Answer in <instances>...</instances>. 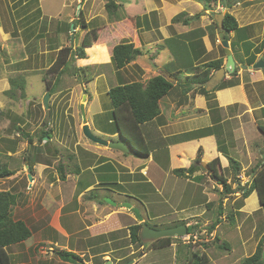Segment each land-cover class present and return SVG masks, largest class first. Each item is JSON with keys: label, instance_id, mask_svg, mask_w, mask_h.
<instances>
[{"label": "rangeland", "instance_id": "374dc122", "mask_svg": "<svg viewBox=\"0 0 264 264\" xmlns=\"http://www.w3.org/2000/svg\"><path fill=\"white\" fill-rule=\"evenodd\" d=\"M103 1L105 5L109 0H93L91 8L93 7L94 18L89 21L88 28L106 25L107 28H111L117 21V17L125 15V9H129L127 13L137 19L142 13L141 10L147 9L143 3L144 0H113L117 5L120 4V7L116 16L110 17L104 10V6L102 7ZM258 1L261 3L264 0ZM129 2L132 3L127 6ZM252 3L254 8L258 9L257 0H253ZM243 6L244 4L241 3L239 8ZM4 7L8 8V0H0V9L2 8L0 10L2 15H0L3 22ZM46 7L48 5H45ZM73 9L75 10V7ZM165 16L167 18V15ZM85 20L83 15L82 21ZM138 21H142V18ZM154 21L155 17L152 18L153 23ZM5 23L9 27L8 20ZM116 27L119 30L104 33L107 34L105 46L109 48L128 35L121 21ZM71 32V25L65 27L64 47L71 48L76 44L79 46L85 33L79 30L73 34L72 39L68 34ZM241 32L242 30H237L235 34ZM52 36L53 34L50 33L45 36L44 41L35 40L27 45L26 59H21L25 55L24 47L23 51L17 46L10 47V56H7L4 54L5 49H1L3 45L0 43V79L11 77L9 79H13L15 86L19 88L17 94L22 93L24 96V98L10 99L0 93V110L5 113V116L0 117V166L7 167L12 173L11 176L0 179V192L8 191L15 196L16 202L10 207L11 215L14 220L24 221L31 230L29 239L7 248L11 262L13 264H105L106 262L109 264H198L197 260L190 258L189 245L182 244L183 238L186 237L172 238L171 244L174 246L157 248L147 258L138 262L139 254L148 252L151 242H143L142 246L131 245L127 228L137 222L135 217L124 208L104 204L103 200L106 198L118 204L122 201L121 191L125 195L131 191L140 193L139 190L145 191L146 187L148 188L146 191L149 190L148 194L153 195L145 202V208L152 217L146 221L149 227L164 229L163 227L171 226L170 222L180 218L181 215L175 214L173 209H168L169 205L165 203L169 202H164L163 196L154 194L155 174L152 185L129 184V180L126 179L131 178L132 181H136L141 178L140 175L135 169L132 175H129L128 170L118 165V161L126 157L122 152L111 151L88 141L83 136L80 111V106L84 103L86 119L90 124L92 135L105 141H123L118 133L117 136L114 135V138L108 135L115 133L116 129L111 117V101L107 91L111 87L125 83L123 81L131 80L124 79L123 72L115 69L111 59L99 49L101 47H89L86 49L88 59L85 63L80 65L76 60L73 63L70 61L65 68L72 64L71 68L66 69L60 75L58 83H55L54 75H46L49 63L55 57L52 50L55 49L57 41L54 42ZM162 44L159 47L161 52L159 58L164 61V66H167L168 63L172 64L169 60L171 53ZM147 49H144L145 53L148 52L143 62L148 63L151 71L156 72L150 64L153 57L154 60L157 59L156 49L153 46ZM20 66L23 68H17ZM17 70L20 73H15ZM193 72L189 68L179 72V76L192 75ZM120 73L123 79H120ZM183 77L166 97L174 95L173 98H181L184 91L191 87L186 86ZM43 78L50 81V88H46ZM131 79L134 81L133 78ZM86 80L89 81L86 82ZM48 90L53 91L48 99L50 117L48 125L43 126L45 110L42 100L49 93ZM83 96H85L84 101ZM165 98L160 100V106L166 102ZM161 109L164 110L163 107ZM18 131L20 133H17ZM46 131L48 136L44 138L50 137V139L39 142V136ZM212 132L215 133L213 129L206 128V131H200L194 135L199 137ZM22 133H28L31 136L32 145H29L28 140L22 137ZM154 145L163 146L159 139L149 144L150 147ZM32 146H38V148L33 155L35 165L28 173L25 153L31 151ZM109 150L115 152L113 160L106 154ZM130 155L135 157L133 153ZM262 161L259 160L254 166L258 167ZM59 165H62L61 172L65 176L64 180L60 179ZM95 166L97 169H90ZM28 175L31 176L30 182ZM94 176L99 185H94ZM88 185H94V187L81 193ZM205 199V196H201L198 200L200 206L196 212L205 210ZM184 204L185 201L182 205ZM170 205L176 207V202L172 201ZM140 208L144 211L143 207ZM221 211L218 208H212L204 217L207 216L214 223ZM228 211L230 212L231 209ZM110 215L113 216L106 224L98 225L104 223L102 220ZM260 216L262 217L261 212ZM229 219L231 220L224 222L216 232L218 242L206 240L201 236L193 240L195 241L193 250H198V254H203L207 259L210 257L207 264H240L245 257L254 252L256 247L254 243L257 245L261 236L264 235V219L259 220L251 233L249 228L252 227V218H240L241 235L235 234L238 216L231 215ZM232 228L233 231H231ZM188 233L193 234V228H189ZM241 236L245 238L242 239ZM222 243L227 244V249L221 247ZM60 251L73 253L77 258L79 257L80 261H65L57 254Z\"/></svg>", "mask_w": 264, "mask_h": 264}, {"label": "crops", "instance_id": "0c3cea01", "mask_svg": "<svg viewBox=\"0 0 264 264\" xmlns=\"http://www.w3.org/2000/svg\"><path fill=\"white\" fill-rule=\"evenodd\" d=\"M252 1H239L235 5H230L226 11L235 18L238 28L242 30L239 34H235L234 31L230 32L226 40L228 42L227 49L235 64L234 72L226 74L222 81L210 90H207L205 85L208 79L203 86L198 85L186 89L181 98H173L174 95L171 97L165 96L166 98H164L167 100L163 106H160L159 102L160 116L140 126L147 145V156L133 157L130 155L133 151L128 146L129 153H123L126 157L118 161L120 167L128 170L127 174L132 175L133 169H135L140 175L141 178L136 181H132L131 178L126 179L129 180L131 185H152L154 183L153 175H156L154 194L159 197L163 196V201L169 202L165 203L169 205L168 209H173L175 214L181 215L180 218L171 221L170 224L184 221L186 227H194L193 234L188 235L182 242L183 245L191 244L192 248L195 244L193 240L197 239L198 236L206 240H213L221 225L231 220L229 219L231 215L238 216V224L235 226L236 235H241L242 231L240 218H252V227L249 228L251 233L254 227L258 225L259 220L264 219V208L259 203L256 191L253 190L246 198H241L242 193L251 186L253 173L264 165V69L249 70L247 66L253 64L248 65L246 63L247 58L255 56V64L264 55V1L259 3L257 0L258 9L254 8ZM131 3L129 2L126 5L129 6ZM143 3L147 9L141 10L142 13L138 17V19L142 18V21H138L135 16L131 17L127 13L129 9H125L126 17L134 18L136 21L134 33H130V28L121 22L126 27L125 31L128 32V35H126V38L120 39L119 43L128 40L143 52L142 56L119 70V72H123L125 80H131H122L123 82L139 81L143 83L148 78L162 73L170 77L162 69L165 63L159 58L161 55L159 47L163 43L164 48H167L166 41H170L178 35H185L197 30H201V34H192L193 36L191 35L192 37L185 41L189 47V50L186 49L191 53L189 55V67H201L215 60H222L220 68L224 67L227 54L222 46V38L218 27L214 28L213 26V15L223 10L220 1L216 5L211 3L210 9L207 10H204V4L198 0H144ZM241 3L244 4L243 8H239ZM92 4L93 0H8V8H3L4 15L2 17L4 22L1 21L2 14L0 11V43L3 45L1 49H5L4 54L8 56L10 47L15 48L17 46L23 51V47L25 49L27 45L35 40L44 41L45 36L51 33V35L53 34L52 39L57 42L55 49L52 50L55 57L49 63L50 67L56 58L57 52L64 47L65 27L71 25L72 32L68 34L72 39L75 32L85 31L79 25L80 20L77 21L76 15L81 10L82 19L84 15L86 18L84 23L87 25L94 18ZM45 5H48V7L45 8ZM260 6L261 8H259ZM73 7H75V10ZM182 13L185 14L182 20H187V22L174 23L173 18ZM165 15H167V18ZM153 17H155L154 23L152 22ZM6 20H8L9 27L5 23ZM118 22H114L111 28H107V25L101 27L98 39L104 41L90 47H101L99 49L110 58V48L107 45L105 46L107 34L104 33L117 31L118 27L116 25H118ZM86 27L88 28V25ZM246 42H250L252 45L247 46ZM174 45L178 46L180 44L174 42ZM151 46L156 49L157 59L154 60L153 57L150 64L152 68L156 69V72L151 71L148 63L143 62L148 52L145 53L144 49ZM75 47H77V44L73 45V48ZM87 48H85L86 59L76 60L80 65H83L82 63H85L88 59ZM24 51L25 55L21 59L27 57L26 49ZM168 51L170 50L168 49ZM169 60L172 61V54L169 56ZM215 71L210 72L209 78ZM15 73L20 72L17 70ZM121 73L119 77L123 79ZM9 78L0 79V93H4L10 88ZM172 83L176 84L175 79ZM88 125L90 128L89 123ZM206 128L213 129L215 133L199 135V137L194 135L200 131H206ZM156 132L158 134L157 138ZM108 135L114 138L118 134L115 132ZM156 139H159L163 146L156 147L154 145L150 147L149 144L156 142ZM111 151L109 150L106 154L113 160L115 152ZM259 160L263 161L258 167L254 166ZM234 162L237 163L239 168L236 174L233 173ZM200 163L207 166L208 169H203ZM210 163H213L215 168L219 167L229 191L227 189L223 190L221 185L209 177L208 174L212 172L209 168ZM192 167L195 168L192 169ZM190 168L191 170L188 172ZM90 169L95 170L97 167ZM178 169L184 170V175L176 176L173 173L174 170ZM94 179V185H99L96 176H94ZM94 185L86 186L81 193L94 187ZM147 189L145 187V191L139 190L141 194L135 191H131L126 195L122 191L120 193V199L122 200L120 202H128L140 210V215H142L145 222L152 219L148 214V209L145 208L146 200L153 196L148 194L149 190L146 191ZM201 196L206 197L204 201L205 210L196 212L198 206H200L198 200ZM239 199H241L240 204L238 203ZM172 201L176 202V207L170 205ZM183 201H185L184 205H182ZM148 205L150 206V202ZM220 206L222 211L218 213L215 227L211 229L209 227L213 222L207 216H204L212 208L219 209ZM140 207H143L144 211ZM228 209H231V214ZM112 216L106 217L102 220L104 223L98 225L103 226ZM131 220L133 221V219ZM231 231H233V228ZM127 233L129 237L128 229ZM241 238L244 239L245 237L241 236ZM171 246L174 245L171 244ZM254 246H256L255 243ZM153 250L155 249L139 254L140 259L138 262L147 258ZM181 254L183 255V252Z\"/></svg>", "mask_w": 264, "mask_h": 264}, {"label": "trees", "instance_id": "16d2710c", "mask_svg": "<svg viewBox=\"0 0 264 264\" xmlns=\"http://www.w3.org/2000/svg\"><path fill=\"white\" fill-rule=\"evenodd\" d=\"M204 4V10L210 9V4L216 5L220 0H198ZM120 5L116 4L113 0H109L104 5V10L106 13L112 17L116 16L118 13V8ZM230 7V5H228ZM185 14H179L173 18V22H181L185 23L187 20H182ZM82 19V12L81 10L78 12L77 21L80 20V24L84 29L85 33L81 39L80 45L76 48H69L63 47L61 48L56 55V58L52 65L46 70V75H54L55 83L59 81L60 75L63 72L71 68L72 64L65 68V66L70 64V61L73 63L74 60H82L86 59L85 48L97 45L102 42V39H98L100 35L101 27H92L87 28L86 24H84ZM117 21H121L125 24L128 28H130V33H134L136 28V21L134 18H127L125 15L117 17ZM214 28L217 27V24L213 20ZM223 28H224V40H227L228 35L230 32H236L237 29L240 30L237 26L235 18L231 16L229 13H226L223 18ZM201 30H197L185 35H178L172 38L170 41H166L167 48L170 50L172 54V61L164 66V70L167 71V74L175 79L176 84H179L182 77L179 76V72H184L186 69H192V75H185L183 79L185 80V84L187 87H194L201 85L203 86L204 83L209 79L210 72L212 70H217L220 68L222 64V60H215L208 62L201 67H189L188 62H190V52L188 51L189 47L186 45V40L192 37V34H201ZM192 35V36H191ZM174 42L180 44L178 46L174 45ZM247 46L252 45L250 42L245 43ZM181 46V47H180ZM188 50H187V49ZM143 52L139 48H136L134 44L130 41L123 40L120 43L114 45L110 48V59L115 67L116 70L123 69L126 65L130 62L136 60L138 57L142 56ZM185 59V60H181ZM181 60L180 62H178ZM255 56H251L246 59V63L254 64ZM187 64V65H186ZM80 69V68H76ZM178 74V75H177ZM44 79L45 85L47 88H50V81ZM89 80H86L88 82ZM10 88L5 91L3 94L10 98L15 99L17 97L24 98L23 94L21 95L18 93L17 88L15 86V81L13 79L9 80ZM175 84V85H176ZM174 88V84L172 82L167 81L163 76L157 75L150 77L145 82H131V83H123L111 87L108 90V96L111 101V117L112 121L115 125L116 133L119 134V137L126 143L129 144L133 154L137 157H145L148 154L147 145L144 141L142 131L140 126L151 122L158 116H160V107L159 102L162 100L169 92ZM49 94L53 93L52 90H48ZM5 116L0 110V117ZM48 125V124H47ZM17 133H20L19 131ZM48 136V131L43 132L39 136V142L44 141V137ZM22 137L28 140L29 145H32L33 139L28 133H22ZM48 140L50 137H47ZM37 148H31V151L25 153V161L27 162L28 166L31 169L35 165V158L33 157L34 153L37 152ZM26 164V165H27ZM195 167H192L194 169ZM209 168L212 171L211 174H208L209 177L216 181L219 185L222 186L223 190H228V185L226 184L225 178L222 176L221 171L218 168H215V165L212 163L209 164ZM58 170L60 173V179L64 180L65 176L61 172L62 165L58 166ZM191 168L188 170L190 172ZM238 165L236 162L233 163V173H238ZM173 173L176 176L184 175V170L178 169L174 170ZM12 173L7 169L5 166H0V179L6 178L11 176ZM248 190H245L242 193V199L246 198L251 191H256L258 200L262 208H264V165H262L259 169H257L252 177L251 183ZM15 196L8 191H1L0 192V264H13L11 262L10 256L7 252V248L10 246L19 244L23 241H26L31 237V230L28 228L26 223L21 220H14L11 212L10 207L14 205ZM102 204V202H100ZM222 210L221 206L219 208ZM147 224V223H146ZM184 224L183 221H177L171 224V227ZM148 225V224H147ZM149 226V225H148ZM215 222L212 223L211 227L214 228ZM189 228L188 227L187 233ZM129 232V242L133 245L142 246L143 242L139 239V231L141 230L140 224H132L128 228ZM189 234V233H188ZM213 242H218L219 239L215 237ZM172 243L171 238H164L158 241H155L150 244L149 249H161L164 247L169 246ZM221 247L227 249V244L222 243ZM198 250L192 251V256L194 260H197L198 264H207L208 259L206 256L199 255ZM59 257L65 261H80L79 257L77 258L75 254L71 252H57ZM188 254V253H187ZM193 260V261H194ZM76 264V263H75ZM240 264H264V235L258 241L254 252L250 255L245 257Z\"/></svg>", "mask_w": 264, "mask_h": 264}, {"label": "water", "instance_id": "95a60500", "mask_svg": "<svg viewBox=\"0 0 264 264\" xmlns=\"http://www.w3.org/2000/svg\"><path fill=\"white\" fill-rule=\"evenodd\" d=\"M240 0H220L221 4L223 5V10L220 13L214 14L213 15V20L214 22L217 24L218 27V31L220 32V37L222 38V46L225 48V52L227 54L226 57V62L224 64V67L219 68L218 70H216L214 72V74L212 76H210L209 80L206 82V89L210 90L212 87H215L219 82L222 81V79L225 77L226 74H231L234 72L235 69V64L234 61L232 59V56L230 54V52L228 51V42L226 40H224V28H223V18L224 15L226 14L228 5H235L237 3H239ZM247 68L249 70H255V69H264V55L261 56V58L253 65L251 66H247ZM161 76H163L167 81L169 82H173V79H171L170 77H168L166 74L162 73ZM50 97V94L47 93L43 100V108L45 110V118H44V122H43V126H46L49 122V117H50V110H49V105H48V99ZM85 99V96H83V101ZM80 111H81V120H82V134L83 136L90 142L97 144L99 146L108 148L110 150H116V151H120L124 154H128L129 153V148H128V144H126L125 142L122 141H105L102 140L100 138L95 137L94 135H92L89 125L87 123V119H86V114H85V109H84V103L81 104L80 106ZM48 139V138H45ZM201 167L205 170L208 169L207 166H205L204 164L200 163ZM26 169L28 171V173H30V169L29 166L26 165ZM28 181H31V176L28 175ZM104 204H108L112 207H117V208H124L126 210H128L129 212H131L133 214V216L135 217L136 221H138L139 223H141V230L139 231V238L142 242H154L160 239H164V238H178V237H186L187 236V229L185 225H178L175 227H171V228H164V229H154V228H150L149 226H147L144 223V219L142 218V216L140 215V212L137 208L133 207L130 203L128 202H122V203H116L113 202L112 200H108V199H104L103 200ZM189 255L190 258H192V248L190 247L189 249ZM105 264H109V262H106Z\"/></svg>", "mask_w": 264, "mask_h": 264}, {"label": "clouds", "instance_id": "9594fccd", "mask_svg": "<svg viewBox=\"0 0 264 264\" xmlns=\"http://www.w3.org/2000/svg\"><path fill=\"white\" fill-rule=\"evenodd\" d=\"M144 222H145V221H144ZM183 222H184V221H183ZM146 225H147V224H146ZM180 225H185V223H184V224H180ZM147 226H148V225H147ZM177 226H178V225H177ZM185 226H186V225H185ZM174 227H175V226H174ZM188 227H191V226H188ZM188 227H186V229H187ZM150 228H151V227H150ZM169 228H171V227H169ZM188 235H191V234H188V233H187V236H188ZM187 236H186V237H187ZM180 238H183V237H180ZM214 238H215V237H214ZM171 239H172V238H171ZM183 239H184V238H183ZM190 240H191V237H190ZM157 241H158V240H157ZM211 241H212V240H211ZM154 242H155V241H154ZM152 243H153V242H152ZM170 245H171V244H170ZM170 245H169V246H170ZM189 247L192 248L191 244L189 245ZM189 249H190V248H189ZM192 251H193V248H192ZM192 257H193V256H192Z\"/></svg>", "mask_w": 264, "mask_h": 264}, {"label": "flooded vegetation", "instance_id": "af4514ba", "mask_svg": "<svg viewBox=\"0 0 264 264\" xmlns=\"http://www.w3.org/2000/svg\"><path fill=\"white\" fill-rule=\"evenodd\" d=\"M145 224L147 223V222H144ZM135 224H140L141 225V223H139L138 221L135 223ZM154 229H156V228H154ZM140 239V238H139ZM141 241V240H140ZM142 242V241H141ZM152 243V242H151ZM131 245H133V244H131ZM137 246H139V245H137ZM137 263V262H136Z\"/></svg>", "mask_w": 264, "mask_h": 264}]
</instances>
